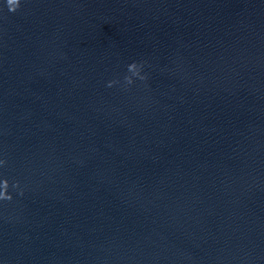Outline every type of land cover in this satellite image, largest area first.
Instances as JSON below:
<instances>
[{
  "label": "water",
  "instance_id": "obj_1",
  "mask_svg": "<svg viewBox=\"0 0 264 264\" xmlns=\"http://www.w3.org/2000/svg\"><path fill=\"white\" fill-rule=\"evenodd\" d=\"M0 161V264H264V33L0 0Z\"/></svg>",
  "mask_w": 264,
  "mask_h": 264
},
{
  "label": "clouds",
  "instance_id": "obj_2",
  "mask_svg": "<svg viewBox=\"0 0 264 264\" xmlns=\"http://www.w3.org/2000/svg\"><path fill=\"white\" fill-rule=\"evenodd\" d=\"M6 2H7V6H8L9 11L15 12L21 3V0H6ZM128 70H129V72L133 73V75H139V66L135 62H133L132 64H130L128 66ZM125 79H126L127 83H129V84L132 83V77H130V76L125 77ZM140 79H144V77L141 76ZM113 83L114 82H109L108 86L111 87ZM3 163H5V162L0 161V164H3ZM2 187H3V191H0V200H11L12 197L7 191L8 187H9V182L7 179H4L2 181Z\"/></svg>",
  "mask_w": 264,
  "mask_h": 264
}]
</instances>
